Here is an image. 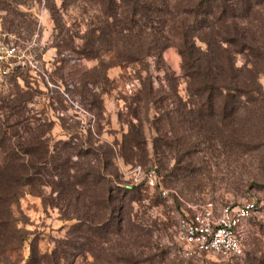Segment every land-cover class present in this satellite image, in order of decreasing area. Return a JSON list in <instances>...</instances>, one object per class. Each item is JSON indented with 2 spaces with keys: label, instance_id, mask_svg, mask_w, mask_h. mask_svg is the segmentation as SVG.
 <instances>
[{
  "label": "rangeland",
  "instance_id": "rangeland-1",
  "mask_svg": "<svg viewBox=\"0 0 264 264\" xmlns=\"http://www.w3.org/2000/svg\"><path fill=\"white\" fill-rule=\"evenodd\" d=\"M95 15L92 5L80 1L0 0V38L25 46L40 70L16 66L0 77L1 129L11 137L16 130L22 135L27 125L53 159L66 162L55 178L51 165H43V183L27 188L13 207L26 242L0 233V264H26L32 248L50 254L68 238L78 221L68 219L74 216L69 192L54 184L71 175L83 181L85 173L97 171L109 175L120 208L114 220L122 233L117 236L112 227L106 242L75 240L70 264H264V16L238 21L248 36L237 44L208 36L197 41L215 85L208 101L175 47L159 61L134 64L119 63L105 50L99 58L84 56L83 37ZM241 43L249 47L240 50ZM8 101L20 103L23 125L2 111ZM154 164L160 169L158 189H127L134 167ZM94 173L81 184L89 189H76L97 200L103 190L91 186ZM248 199L258 209L246 222L241 258L178 255V220L189 207ZM88 211L101 215L104 208L97 204Z\"/></svg>",
  "mask_w": 264,
  "mask_h": 264
},
{
  "label": "trees",
  "instance_id": "trees-1",
  "mask_svg": "<svg viewBox=\"0 0 264 264\" xmlns=\"http://www.w3.org/2000/svg\"><path fill=\"white\" fill-rule=\"evenodd\" d=\"M70 1L92 5L96 10L94 22L83 37L84 48L81 53L84 56L99 58L101 50H105L114 53L119 63L134 64L148 58L159 61L167 49L175 47L183 57L184 69L190 73L189 77L201 82L200 92L207 95L208 101L214 99L212 92L215 85L207 69L203 67L205 59L201 56L202 51L197 41H205L208 36L220 40L222 45L237 44L240 37L244 39L248 36L247 30L239 27L238 21L250 22L264 16V0ZM240 46V50L249 47L246 43H241ZM254 82L258 84L256 80ZM233 90L244 92L238 86ZM1 109L11 112L10 120L14 116L16 126L23 125L25 119L20 103L8 101L6 107ZM1 128L0 120V147H3V151L0 150V233L9 235L11 242L15 240L14 242L23 244L26 242L25 231L19 228L13 207L20 205L21 198L27 194V188L43 183V165H51L50 172L55 178L60 176V169L66 162L60 164L57 158L53 159L50 151L42 146L41 136L27 125L24 126L22 135L16 130L11 137ZM13 137L19 140L13 142ZM103 170L107 171L106 162L103 163ZM93 173H85L83 181L76 175H71L65 182L54 184L59 188L58 191L69 192L70 198L67 200L74 208V216H69L68 219H76L78 223L72 225L68 238L57 242L52 253L40 254L32 248L26 264H70L71 248L75 240L85 245L92 243L93 238H98L99 243L106 242L105 236L114 228L115 234L120 236L122 227L114 220V215L120 212V208L115 205L114 189L111 181L107 180L109 175L97 171L94 173L96 177L91 180L93 188L103 190L100 199L94 200L92 196L83 195L76 189H89L81 184L90 181ZM128 187L131 188L127 189L143 188ZM87 197L91 201H87ZM97 204L104 208L101 215L88 211ZM96 219L100 220L96 222Z\"/></svg>",
  "mask_w": 264,
  "mask_h": 264
},
{
  "label": "built area",
  "instance_id": "built-area-1",
  "mask_svg": "<svg viewBox=\"0 0 264 264\" xmlns=\"http://www.w3.org/2000/svg\"><path fill=\"white\" fill-rule=\"evenodd\" d=\"M19 66L30 72H40L38 62L28 49L12 39L0 38V77L9 75ZM131 185L158 189L161 184L158 164L144 169L136 166L128 173ZM163 197L169 191L160 188ZM177 225L178 255L186 260L214 254L226 259H239L244 255L243 234L246 222L258 209L257 201L248 199L238 204L217 207L214 203L189 207Z\"/></svg>",
  "mask_w": 264,
  "mask_h": 264
}]
</instances>
